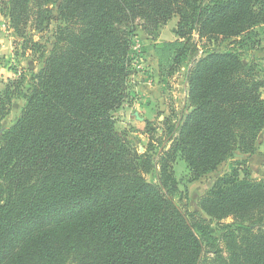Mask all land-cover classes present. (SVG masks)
<instances>
[{
  "label": "trees",
  "instance_id": "obj_1",
  "mask_svg": "<svg viewBox=\"0 0 264 264\" xmlns=\"http://www.w3.org/2000/svg\"><path fill=\"white\" fill-rule=\"evenodd\" d=\"M2 5L41 67L26 90L23 78L0 93V264H264V164L258 178L249 165L264 133V78L245 59L260 45L264 0ZM174 18L176 39L155 49L161 75L186 68V107L162 131L147 121L141 152L116 118L133 42L155 41ZM16 94L24 105L5 127ZM178 160L189 183L228 164L199 197L201 213L180 189Z\"/></svg>",
  "mask_w": 264,
  "mask_h": 264
},
{
  "label": "rangeland",
  "instance_id": "obj_2",
  "mask_svg": "<svg viewBox=\"0 0 264 264\" xmlns=\"http://www.w3.org/2000/svg\"><path fill=\"white\" fill-rule=\"evenodd\" d=\"M3 1L0 0V93L10 87L14 90V85L21 79V89L26 90L28 85L26 79L29 77L30 67L33 71H38L41 67V61L34 58L30 50L25 49L20 40L10 30L7 20L2 14ZM177 18L171 20L164 26L159 33L158 38L153 41L146 35H140L134 39L132 48V76L129 82V98L124 106L117 112V129L119 131H128L129 139L137 146L141 152L145 151L149 143V136L146 133V122L154 123L160 131L165 119L171 118L175 121L181 115V110L186 107L187 84L185 79L186 68L184 67L178 73L168 77L169 67H165V75H161L160 58L156 53L155 45L161 46L163 41H172L176 39L173 33L176 27ZM56 24L54 23L52 28ZM34 40L46 42L51 39V32L40 35L34 33ZM157 42V43H156ZM228 43H224L225 49ZM204 45L201 46V50ZM250 54L245 56L246 61L253 62ZM201 56V53H199ZM185 104V106H184ZM24 100L18 94L13 98L12 111L3 121L5 127L11 126L19 117ZM145 119V121L140 119ZM161 118V119H160ZM263 135L256 143L257 156L252 157L249 165L252 169L251 177L260 176L261 164H264V142L261 140ZM260 146V148H259ZM261 152H260V151ZM228 167L227 163L222 164L217 172L202 178L201 180L189 183L188 169L183 160H178L175 165V173L180 182V189L188 191V203L191 211H198V199L205 193L211 185L213 178L217 174L223 173ZM231 222V220L226 221ZM213 235H219V228L212 229Z\"/></svg>",
  "mask_w": 264,
  "mask_h": 264
},
{
  "label": "crops",
  "instance_id": "obj_3",
  "mask_svg": "<svg viewBox=\"0 0 264 264\" xmlns=\"http://www.w3.org/2000/svg\"><path fill=\"white\" fill-rule=\"evenodd\" d=\"M258 31H259V34H260V45L257 47V49L252 53V56H251V60L252 61H254L257 65H258V68H259V70H260V72H261V75L263 76V78H264V25L261 27V28H259L258 29ZM172 41H174V40H172ZM172 41H163V42H172ZM157 43V42H156ZM186 92H187V90H186ZM262 94H263V96H264V88H263V90H262ZM187 102V101H186ZM186 102H185V104H186ZM185 104H184V106H185ZM184 108L185 107H183L182 108V110H181V114L183 113V111H184ZM161 119V118H160ZM140 120H143V121H145V119H140ZM263 135V137H262V139L261 140H263V142H264V133L262 134ZM261 137V136H260ZM257 145V144H256ZM258 146V145H257ZM263 148H264V144H263V146H262ZM259 148H260V146H259ZM260 151V150H259ZM261 152V151H260Z\"/></svg>",
  "mask_w": 264,
  "mask_h": 264
},
{
  "label": "water",
  "instance_id": "obj_4",
  "mask_svg": "<svg viewBox=\"0 0 264 264\" xmlns=\"http://www.w3.org/2000/svg\"><path fill=\"white\" fill-rule=\"evenodd\" d=\"M242 157V156H241Z\"/></svg>",
  "mask_w": 264,
  "mask_h": 264
}]
</instances>
